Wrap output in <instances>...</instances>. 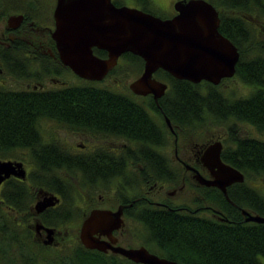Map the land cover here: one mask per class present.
<instances>
[{
    "label": "flooded vegetation",
    "instance_id": "obj_1",
    "mask_svg": "<svg viewBox=\"0 0 264 264\" xmlns=\"http://www.w3.org/2000/svg\"><path fill=\"white\" fill-rule=\"evenodd\" d=\"M56 1L0 0V264H145L125 254L141 248L174 260L164 242V217L258 224L245 220L244 212L264 217L263 172L238 169L242 180L225 192L197 174L214 179L206 166L213 161L204 157L211 145L220 142V159L231 165L236 141L264 143V131L242 121L246 126L238 132L233 115L211 119L207 111L197 125H186L182 104L167 110L177 103L157 70L153 77L167 84L163 94L129 89L144 67L130 52L119 55L101 80L78 76L60 59L52 36ZM179 1L171 2L167 18L177 14ZM241 7L224 14L242 16L259 40L255 55H264V0H241ZM91 49L107 57L104 49ZM254 51L247 49L249 58ZM119 68L128 79L129 70L136 75L122 93L134 108L120 119L121 110L99 107L108 95L63 91L122 89ZM205 124V130L220 131L198 136ZM256 155L264 162V152Z\"/></svg>",
    "mask_w": 264,
    "mask_h": 264
},
{
    "label": "water",
    "instance_id": "obj_2",
    "mask_svg": "<svg viewBox=\"0 0 264 264\" xmlns=\"http://www.w3.org/2000/svg\"><path fill=\"white\" fill-rule=\"evenodd\" d=\"M177 14L162 18L140 8L115 5L112 0H57L53 38L60 59L78 76L101 80L116 64L119 55L130 52L142 58V73L129 84L136 94L164 93L167 84L154 78L159 68L177 79L192 83L202 80L219 84L235 73L239 57L236 46L218 30L219 16L206 0H184L174 4ZM95 45L107 52L106 58L93 54ZM221 144L204 153L213 180L197 178L225 192V186L242 180V173L220 159ZM216 168L215 171H213ZM247 215L245 220L264 223V217ZM145 264H180L160 258L146 249L125 251Z\"/></svg>",
    "mask_w": 264,
    "mask_h": 264
},
{
    "label": "trees",
    "instance_id": "obj_3",
    "mask_svg": "<svg viewBox=\"0 0 264 264\" xmlns=\"http://www.w3.org/2000/svg\"><path fill=\"white\" fill-rule=\"evenodd\" d=\"M114 1L117 5H122L121 0ZM139 1L142 4V10L154 14L148 8L150 0ZM221 1L223 2L216 3L210 0L220 11L218 30L236 46L239 58L235 64L233 76L247 85L249 92L246 96L225 97L217 89L220 84L192 83L188 80L177 79L159 68L156 76L169 82L170 87L166 93L175 95L173 100L177 103L174 107L169 106L167 110L172 112L178 108L179 104H182L183 108L188 111L184 115V122L191 127L197 125V121H202L203 116L209 113L218 119L223 118V115H233L236 120L247 122L264 131V55L259 50L258 55L254 52L253 57L249 58L246 54L247 49H251L252 44H260L259 42L255 44L256 36L253 35L251 29L247 28L242 16H225L224 12H221V9L226 10L231 6L241 10V0ZM253 49L256 51L258 48ZM227 79H223L222 82ZM201 87L205 88V92L201 91ZM63 91L108 95L103 97L104 103L99 107L106 110H121L118 115L119 119L126 115V110L134 108L129 104L130 99L122 96L124 91L117 87L88 85L71 87ZM127 91L129 92L128 89ZM258 143L254 139L237 140V147L234 149L237 160L228 158V162L243 172L264 173V162L256 159V152H264V143ZM246 158L247 161H245ZM161 226L166 232L164 242L167 244L169 254L180 264H264L260 259L264 257L263 223L212 225L203 220L196 223L194 219L188 223L187 221L180 223L178 218L169 215L162 219Z\"/></svg>",
    "mask_w": 264,
    "mask_h": 264
},
{
    "label": "rangeland",
    "instance_id": "obj_4",
    "mask_svg": "<svg viewBox=\"0 0 264 264\" xmlns=\"http://www.w3.org/2000/svg\"><path fill=\"white\" fill-rule=\"evenodd\" d=\"M173 0H150V4H149V6H148V8L155 14V15H157V16H159V17H167L166 15L169 13V9H170V5H171V2H172ZM121 2H122V4L123 5H126V6H130V7H136V8H140L141 9V7H142V4H141V2L139 1V0H121ZM224 12V13H226V11H227V9L226 10H222L221 9V12ZM164 15V16H163ZM255 44L256 43H258V38L257 37H255ZM252 46V49L253 48H255L254 47V44H252L251 45ZM255 53H256V51H254ZM121 71H123V70H121V68H119L118 69V74L122 77V78H124V79H126V80H123V82H124V84H125V87H123L121 90H123L124 92H128L127 91V83H126V81H128V80H131L132 78H134V76H136V75H134L135 74V72L134 71H131V70H129L128 71V75H129V79L126 77V75H124V74H122L121 73ZM128 79V80H127ZM227 79V78H226ZM204 87H201V91L202 92H205L204 91ZM217 89H218V91L219 92H221L225 97L226 96H228V97H233V95H235L236 97H239V96H243V95H245L246 93H248L249 92V88H248V86L247 85H245L242 81H240L237 77H235V76H232V77H230L229 79H227V80H224L218 87H217ZM211 116H213V115H211ZM211 119H218V118H216V117H212ZM242 121H236V120H233V121H231L230 123L232 124V125H234L235 126V130H237L238 132H240V129H242V128H244L246 125H243V124H246V123H244V122H242ZM208 124H210V122H208ZM206 125L207 124H205L204 126H202L201 128H200V132L197 134L198 136H203V134L204 133H206L205 131H207V133L208 134H210V135H215L218 131H220V130H217V131H210V129H206L205 130V128H206ZM243 125V126H242ZM190 198H187L186 200H185V203H187V201L189 200ZM260 259H261V261L264 263V257H260Z\"/></svg>",
    "mask_w": 264,
    "mask_h": 264
}]
</instances>
